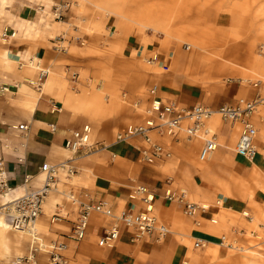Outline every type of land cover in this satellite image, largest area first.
Wrapping results in <instances>:
<instances>
[{
    "label": "crops",
    "instance_id": "0c3cea01",
    "mask_svg": "<svg viewBox=\"0 0 264 264\" xmlns=\"http://www.w3.org/2000/svg\"><path fill=\"white\" fill-rule=\"evenodd\" d=\"M94 1L8 0L5 7L0 6V174L4 173L3 179L10 188L27 191L42 186L41 169L45 164L65 163L74 168L72 175H59L56 190L46 199L37 222L42 239L46 243H65L68 247L65 256L73 263L212 264L209 250L221 246V238L227 231L238 233L243 229L245 235L247 225L244 221L252 222L243 214H255L256 204L264 206V191L254 186L255 178L251 173L253 170L264 173V115L253 118L258 130L255 140L258 153L253 163L235 152L239 127L222 121L216 132L218 150L207 164L199 160L201 141L188 142L186 139L172 141L170 160L143 163L138 151L140 143H115L117 133L128 125L143 123V116L118 100H111L112 96L117 97L115 84L101 82L100 91L108 93L103 103L99 96L86 92L88 81L77 77L78 70L84 66L77 55L79 46L74 45L72 33L80 32L75 30L79 20L94 18L95 9L90 5ZM64 4H67L65 19L48 22L47 14L53 7ZM28 23L38 26L29 28ZM64 25H68V29H64ZM145 51L154 53L149 48L145 50L132 36L121 42L120 54L126 58L136 53L142 57ZM159 56L161 62L169 63L170 67L175 62L174 53ZM94 62L97 61L90 58L83 60L86 67L96 66ZM35 63L49 71L43 81H39V73L30 65ZM192 67L198 68L195 64ZM64 73L75 74L70 81L72 85ZM167 73L151 79L140 77L134 85L127 83L125 89L136 99L138 92L151 80L159 85L158 99L162 101H176L188 107L202 104L212 109L239 100L264 98L261 84L256 83V87L248 89L230 85L222 94L215 92L208 83L204 86L185 80L184 71L178 67L172 69V74ZM147 96L146 108L153 100ZM21 126L25 130H21ZM84 126L93 131L95 148L77 153L66 149V141ZM160 141L164 145L170 142L168 139ZM226 169L231 170L230 176L243 177L249 189L247 185L242 188L232 183L225 175ZM26 175L33 177L27 186L24 185ZM137 186L147 187L155 197V213L170 229L166 239L158 242L147 237L135 242L134 231L120 225V236L114 246H100V237L115 224L114 219L101 214L92 215L83 241L70 239L79 214L70 196L82 201L108 202L114 215L125 210L141 212L143 204L130 198ZM167 190L185 191L190 201L207 205L208 210L196 217H187L182 204L165 199ZM226 192L231 196H225ZM215 218L223 223H212V219L218 222ZM7 236L11 240L7 259L26 257L30 252V238ZM199 241L206 246L196 247ZM38 264H49L48 257L40 255Z\"/></svg>",
    "mask_w": 264,
    "mask_h": 264
},
{
    "label": "rangeland",
    "instance_id": "374dc122",
    "mask_svg": "<svg viewBox=\"0 0 264 264\" xmlns=\"http://www.w3.org/2000/svg\"><path fill=\"white\" fill-rule=\"evenodd\" d=\"M8 3L0 0L2 8ZM90 5L95 9L94 18L79 20L75 30L80 32L72 34L74 45L79 46L77 55L82 60L81 66H84L81 67L83 71L81 68L78 70L77 77L88 81L86 92L99 96L101 102L106 103L108 93L100 91V84L108 81L117 87V97L112 96L111 100H118L129 109L136 110L145 120L148 91L158 84L149 80L148 86L138 92L136 99L131 97L125 85H134L143 76L151 79L152 76L165 75L167 72L160 65L148 62L149 57L161 53L175 54L174 64L170 67L168 63L171 69L167 74H172V69L178 67L184 71L185 80L204 86L208 83L215 92L222 94L230 85L248 89L257 83L261 84L264 95V55L261 51L264 47V0H95ZM47 16L48 22L55 20L52 15ZM68 27L64 25V29ZM128 36L154 53L145 51L142 57L137 53L132 58L124 57L120 54L121 42ZM89 58L97 61L94 62L96 66L86 67L83 60ZM193 64L198 68L194 69ZM74 75L64 73L69 82L74 80ZM134 105L139 108H134ZM263 115L264 107H259L256 117ZM220 123L219 117L212 120L210 127L214 132ZM180 139H186V135L182 134ZM94 140L91 131V142ZM230 171L226 169L225 175L232 183L248 187L243 177L230 176ZM251 173L255 178L254 186L264 191V173L256 170ZM263 207L256 204L257 212L250 214L253 222L248 224L244 221L246 234L239 235V246L244 250L211 248L208 254L212 264H264ZM252 233L256 235L252 236ZM233 234L227 231V235ZM10 241L7 236L0 242V264L15 262L7 259Z\"/></svg>",
    "mask_w": 264,
    "mask_h": 264
},
{
    "label": "built area",
    "instance_id": "2783aa9c",
    "mask_svg": "<svg viewBox=\"0 0 264 264\" xmlns=\"http://www.w3.org/2000/svg\"><path fill=\"white\" fill-rule=\"evenodd\" d=\"M67 4L56 5L53 7L51 15L57 21L65 19L64 13ZM14 36V35H12ZM187 50L189 47H186ZM65 50V48L63 49ZM264 55V47L261 48ZM149 64H158L164 72H169V66L161 62L159 54H155L148 60ZM39 73V81H43L49 75V71L44 69L40 63L30 64ZM255 87L257 84L254 85ZM159 87L153 85L148 91V95L153 98L150 106L145 110L146 118L143 123L128 125L125 129L116 134L115 143H140L138 151L141 161L147 164H156L160 161L170 160L173 157L172 141L179 142L182 134L186 135L187 141L199 140L202 147L199 152V160L206 163L218 149L219 143L217 134L210 127V123L215 117H219L223 123L232 127L238 126L240 129L239 141L235 152L248 162L252 163L258 153L255 140L258 131L253 122L260 105L264 104V98H257L246 101L239 100L234 104L222 105L218 109H212L202 104L194 106H184L176 101H162L158 99ZM124 97H126L124 95ZM134 108H139L134 105ZM25 130L24 126L20 127ZM160 139H168V145H164ZM66 149L80 152L84 149L92 150L95 148L91 142V128L84 126L82 130L75 132L71 140H67ZM44 180L41 187L33 190H24V193L13 200L7 206L0 207V214L5 218L6 224L14 231L25 232L30 235L31 248L30 254L20 257L13 264H38V257L46 255L49 264H78L73 263L65 256L67 245L63 242L46 243L37 229V222L42 215L43 206L50 194L56 190V183L61 173L72 175L75 173L73 167L68 164L50 166L45 164L41 169ZM4 173L0 174V194L14 191L3 179ZM33 177L26 175L24 185H29ZM170 184V181H168ZM86 198H89L86 196ZM132 200L140 201L144 209L141 212L123 211L119 215H114L108 202H93L89 200H78L70 196L71 202L78 206L79 214L77 221L71 232L70 239L74 242L83 241L87 235L89 221L93 214H101L112 218L115 224L105 230L99 239V245L103 247H113L120 236V225L135 233L134 241H140L147 237L155 238L156 241H163L170 234V229L162 223L155 213V197L145 186H137L130 195ZM165 199L170 202H177L184 206V214L193 218L200 213H205L208 208L193 203L187 197L185 191L173 192L167 190ZM250 222L253 219L246 217ZM212 223L217 221L212 219ZM200 226L199 223H197ZM263 228V226H261ZM264 229V228H263ZM243 232H234L232 236L224 235L221 238V246L227 250L243 251L239 246L240 236ZM252 233V236H255ZM196 247H205L206 243L199 241Z\"/></svg>",
    "mask_w": 264,
    "mask_h": 264
},
{
    "label": "bare ground",
    "instance_id": "6f19581e",
    "mask_svg": "<svg viewBox=\"0 0 264 264\" xmlns=\"http://www.w3.org/2000/svg\"><path fill=\"white\" fill-rule=\"evenodd\" d=\"M4 1V4L8 3L6 0H3ZM48 15V14H47ZM51 16V13L49 14ZM29 28H35L37 27L38 25L35 24V23H28L27 24ZM35 70V69H34ZM36 71V70H35ZM257 114V112H256ZM256 114L254 115V117L256 116ZM253 117V118H254ZM256 127V126H255ZM257 129V128H256ZM258 131V130H257ZM239 137H240V129H239ZM239 141V139H238ZM219 147V146H218ZM218 150V149H216ZM214 154V153H213ZM212 154V156H213ZM211 156V157H212ZM210 157V159H211ZM253 163V162H252ZM207 164V162L205 163ZM44 179V178H43ZM43 184V183H42ZM24 188H20V189H15L14 191H8L4 194H0V207H4V206H7L9 204H11L13 202V200L17 197H20L23 192H24ZM225 196H228L230 197L231 194L226 192L224 193ZM205 208H208L207 205H203ZM244 217H247V216H250V213L249 212H245L244 214ZM218 223V222H217ZM8 234H12V235H15V236H19V237H30V235H28V233H25V232H19V231H14L12 230L5 222V218L3 217V215L0 214V242L7 237ZM244 250V248H243ZM30 254V252L28 253V255ZM27 255V256H28ZM20 258V257H19ZM18 259V257H17Z\"/></svg>",
    "mask_w": 264,
    "mask_h": 264
}]
</instances>
